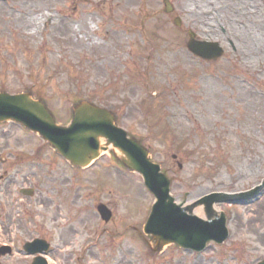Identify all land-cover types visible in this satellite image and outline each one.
Instances as JSON below:
<instances>
[{
  "label": "rangeland",
  "instance_id": "rangeland-1",
  "mask_svg": "<svg viewBox=\"0 0 264 264\" xmlns=\"http://www.w3.org/2000/svg\"><path fill=\"white\" fill-rule=\"evenodd\" d=\"M170 1L171 14L162 0H0V92H31L62 126L81 101L113 108L119 127L172 181L179 204L250 191L264 180V0ZM207 9L214 18L204 26ZM189 31L218 43L223 56L193 55ZM3 175L0 246L14 253L1 264H32L23 247L38 237L52 245L51 264H89L90 257L75 262L85 255L80 244L96 264L101 257L104 264H178L169 261L179 256L172 248L165 263L148 250L141 231L155 198L111 153L75 170L38 135L0 124ZM102 202L114 213L109 225L97 213ZM215 209L228 215L230 239L213 245L205 262L186 255L179 264L263 260L264 196Z\"/></svg>",
  "mask_w": 264,
  "mask_h": 264
},
{
  "label": "water",
  "instance_id": "water-1",
  "mask_svg": "<svg viewBox=\"0 0 264 264\" xmlns=\"http://www.w3.org/2000/svg\"><path fill=\"white\" fill-rule=\"evenodd\" d=\"M164 1L166 12H171L172 5L168 0ZM188 46L191 52L205 59H216L223 54L217 44L198 42L193 35ZM9 120L21 123L41 135L75 166H87L110 148L118 152V157L125 166L143 175L146 186L156 198L145 225L146 234L156 244L155 250L175 243L183 248L202 251L210 241L223 243L228 238L226 221L222 213L220 217L213 218L216 215L214 205L250 199L262 188L237 195L211 194L201 198L193 206L183 208L170 195V181L161 174L160 166L151 162L149 151L139 141L129 139L127 133L116 126V119L109 111L82 103L74 109L71 125L61 127L56 124L46 105L33 100L31 94L0 93V122ZM200 205L205 206L209 219L207 222L193 214L194 208ZM99 211L104 220H110L111 213L105 207Z\"/></svg>",
  "mask_w": 264,
  "mask_h": 264
},
{
  "label": "bare ground",
  "instance_id": "bare-ground-1",
  "mask_svg": "<svg viewBox=\"0 0 264 264\" xmlns=\"http://www.w3.org/2000/svg\"><path fill=\"white\" fill-rule=\"evenodd\" d=\"M200 14L202 15V18H203V24L204 26L206 25H210L212 22H213V15H214V10L212 9H207V10H204V11H200ZM261 46V45H260ZM259 46V47H260ZM258 47V48H259ZM258 48L256 47V50H255V53H258ZM245 61V60H244ZM247 62V61H245ZM103 142V141H102ZM190 202V201H189ZM199 208V206H196L195 207V213L196 215H200V216H203V211L202 209H197Z\"/></svg>",
  "mask_w": 264,
  "mask_h": 264
},
{
  "label": "flooded vegetation",
  "instance_id": "flooded-vegetation-1",
  "mask_svg": "<svg viewBox=\"0 0 264 264\" xmlns=\"http://www.w3.org/2000/svg\"><path fill=\"white\" fill-rule=\"evenodd\" d=\"M108 232L107 231H104V235H106ZM107 237V236H106ZM111 237V236H110ZM110 237H107V240H106V242H105V244L107 245V244H109V241H110ZM178 251H181V250H179V249H177ZM183 251V250H182ZM192 255V254H191ZM103 260H105V259H103ZM184 264H186V263H184Z\"/></svg>",
  "mask_w": 264,
  "mask_h": 264
}]
</instances>
